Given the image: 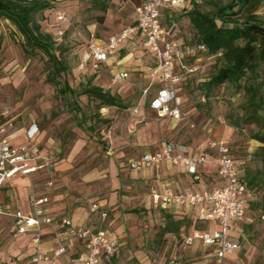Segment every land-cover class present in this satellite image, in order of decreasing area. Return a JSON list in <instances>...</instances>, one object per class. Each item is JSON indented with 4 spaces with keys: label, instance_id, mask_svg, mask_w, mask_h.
Masks as SVG:
<instances>
[{
    "label": "rangeland",
    "instance_id": "374dc122",
    "mask_svg": "<svg viewBox=\"0 0 264 264\" xmlns=\"http://www.w3.org/2000/svg\"><path fill=\"white\" fill-rule=\"evenodd\" d=\"M50 1L53 7L38 19L43 31L53 36L57 53L69 68L58 80L80 91L94 75L91 85L119 96L124 107L99 110V101L87 95H60L59 87L47 81V57L39 51L27 56L23 37L11 22L3 20L0 25V123L12 122L16 129L40 124L43 129L40 149L51 158L52 164L39 175L29 177L24 188L16 184L1 189L0 204L23 201L26 191L28 194L31 188H43L56 173L54 185L59 186L54 195L77 193L85 183L83 178L94 177L85 184L88 207L89 200L113 191V168L126 169L128 159L147 149L154 151L166 143H175L202 150L209 148V142L219 140L226 143L230 154L242 164L246 179L255 180L256 199L239 223L245 248L241 258L243 264H264V149L262 143L253 139L254 135L264 136V107L256 110L250 105V95L230 83L208 92L204 84L217 72L219 63L216 56L195 51L200 60L196 64L187 62L191 63L189 68L196 70L185 75L179 92L182 120L160 118L149 103L161 84L150 73L154 62L144 47L124 46L119 52L123 61L119 67L107 64L94 68L86 60L94 40L106 41L133 24L134 4L110 0L104 13L100 8L106 0ZM228 1L197 0L196 3L201 12L210 13L217 4ZM258 14L264 20V3ZM59 15L64 16V21H58ZM167 23L168 28L176 31L174 40L196 48V31L188 14H178L173 24ZM122 70L127 77L118 79L116 73ZM262 82L264 74L260 71L255 84ZM241 84L248 85L247 79ZM259 95L264 97L263 85ZM102 119L109 123H103ZM142 187L146 192L144 183ZM100 191L102 195H98ZM145 216L146 254L152 264H168L165 259L168 241L162 236V219L154 214ZM11 225L9 218L0 216V264H31L32 251L26 254L24 241L10 232ZM123 255L113 264H119ZM124 260L122 264H136L135 259ZM183 262L217 264L202 253Z\"/></svg>",
    "mask_w": 264,
    "mask_h": 264
},
{
    "label": "built area",
    "instance_id": "2783aa9c",
    "mask_svg": "<svg viewBox=\"0 0 264 264\" xmlns=\"http://www.w3.org/2000/svg\"><path fill=\"white\" fill-rule=\"evenodd\" d=\"M196 2L197 0H142L135 8L134 23L131 26L106 41L94 40L90 44L87 62H92L94 68H98L99 65L108 62L124 42L132 38L139 39L142 45L152 50L157 58V65L151 75L161 86L150 101V108L156 111L160 118L181 119L182 101L178 96L177 86L182 78L177 71V63L185 73L195 72L196 69L187 67L183 61L190 58L195 51L205 52V47L182 46L174 40L173 31L168 28L164 13H187L192 10ZM58 21H64V16L59 15ZM117 77L124 79L127 74L121 73ZM16 130L12 122L0 123V187L5 186L18 175L30 177L31 174L52 164L51 158L43 155L35 146L12 144ZM38 132V126L34 124L26 133L30 140H34ZM208 147L218 156V178L223 182L221 187L203 192L187 191L180 194L166 192L164 195L153 190L152 194L155 203L162 202L165 206L170 203L191 206L210 205V209L203 207L199 219L206 223H217L219 229L210 232H193L190 235L183 231L177 247L185 249L195 240H201L203 246L217 248L214 254L217 264H228L231 256L238 253L243 246L242 242L231 241L229 237L231 225L243 219L247 207L256 199V194L255 190L246 184L238 169L237 160L230 154L225 142L213 140L209 142ZM208 161L205 156L192 155L186 146L168 143L161 151L131 160L128 167L132 171L140 172L164 162L175 165L182 163L187 167V172L195 180H199L198 167ZM28 200L30 213H26L22 208L11 210L0 204V215L13 217V231L20 235L34 234L36 236L34 242L39 246L43 228L51 225L53 220L50 216V199L47 196H38L36 190L31 188ZM98 209V204L90 205L91 213H95ZM57 239L59 247L53 252L54 258H59L68 252L69 239L84 241V252L72 258L70 264H100L103 257L110 261L118 245L104 230H95L88 226L73 229L72 221L69 219L60 221ZM49 260L50 256L42 254L38 249L32 263L39 264ZM171 264H181L177 251L171 254Z\"/></svg>",
    "mask_w": 264,
    "mask_h": 264
},
{
    "label": "crops",
    "instance_id": "0c3cea01",
    "mask_svg": "<svg viewBox=\"0 0 264 264\" xmlns=\"http://www.w3.org/2000/svg\"><path fill=\"white\" fill-rule=\"evenodd\" d=\"M134 4V17H135V8L140 5L142 0H127ZM165 19L166 21L169 20L170 23H174V18L178 17V14L183 13H171L165 12ZM134 23V22H133ZM172 30V29H171ZM173 31L172 38L176 36L175 29ZM114 36V35H113ZM110 38V37H109ZM177 41V40H176ZM179 44L182 46H187L183 41H178ZM140 44L144 47L141 41L137 38H132L124 42L121 46H119L117 53L109 59L108 62L101 64V66H106L107 64L110 66L119 67L122 65L123 61H120L119 52L123 49L124 46L127 45H136ZM147 53L151 56L154 65L152 69H150V73L154 70L157 65V58L154 52L150 49L144 47ZM205 53V52H204ZM199 54L194 53L190 58L183 61V63L188 67L191 63H197L199 59ZM180 67V68H179ZM177 70L179 75L181 76L182 80L177 86V93L178 96L181 86L183 85L184 78L186 77L184 70L181 69L179 63H177ZM125 70L118 71L116 76L121 73H125ZM184 74H183V72ZM92 77L95 78L93 75ZM118 78V77H117ZM119 79V78H118ZM186 79V78H185ZM157 83V82H156ZM99 87V86H97ZM183 104V103H182ZM181 104V109H182ZM150 106V103H149ZM151 109V108H150ZM152 110V109H151ZM154 111V110H152ZM156 112V111H154ZM157 113V112H156ZM169 120L173 122H179L182 120H174L169 117ZM37 125L39 128V132L37 133L34 140H30L27 136V130L32 125ZM29 127H21L17 128L12 138V144L14 145H32L40 149V138H42V126L38 123H33ZM36 140V142H35ZM168 144V143H166ZM174 145H183L189 148L191 154L194 156H205L209 161L206 164L200 165L198 167L199 171V180H195L188 172L187 167L180 163L178 165L172 164L170 162H164L158 166L153 168L146 169L144 171H132L129 169L128 164L126 169H117L116 167L111 170L112 173V192L109 194L106 193L105 195L101 196L98 199H91L88 201L87 207V182H90L94 179V177L87 176L83 178L85 181L79 188L80 190L77 193H70L65 195L53 194L54 190L58 189L59 185H54L56 183L55 173L53 175V179L48 181L47 184L44 185L43 188L36 189L37 195L47 196L50 199V216L53 218L51 225L45 226L42 230L41 242L39 246L35 244L34 234H25L20 235L13 231L14 227V219L11 216L0 215L7 217L11 220V228L10 232L16 236H19L24 241L26 254L30 251V257L32 260L37 253V250L42 254L49 255V261H42L39 264H70L72 258H76L81 255L85 248H84V241L77 239L72 240L69 239L68 241V252L59 257L54 258L53 252L59 247L57 235L59 233V224L60 221L63 219H69L72 221V228L78 229L81 227L88 226L95 230H104L108 234L109 238L115 242H117V251L112 258V260L108 261L106 258H102L100 264H113L114 260L118 258L121 253H123V257L126 260L135 259L136 264H152L149 257L146 254L145 250V242L146 236L144 233V220L147 218L145 215L151 216L154 214L155 217H159L162 219V236L167 239V246L165 247L166 251V263L171 264V254L177 251L178 257L180 258L181 264H184V259H190L197 254H204L212 258V260L216 263L214 254L217 252V248L215 247H205L201 240H195L194 243L187 247V248H178L177 243L181 239V234L184 233L190 235L193 232H210L219 229V225L217 223H206L200 221L199 216L203 207L210 209V205H179L175 203L167 204L166 206L163 205L162 202L155 203L153 199V190L159 193L160 195H164L166 192H171L173 194H180L185 193L187 191L191 192H203L205 190H213L214 188L221 187L223 182L220 181L218 178V166L217 160L218 156L217 153L209 148H204L202 150L195 148L190 145L185 144H175ZM165 145V144H164ZM164 147V146H163ZM163 147L149 151L148 149L143 153L128 159V163L131 160L138 159L145 154L149 153H156L161 151ZM40 151L43 153L42 149ZM46 153V152H44ZM48 154V153H47ZM238 169L242 173L243 177L245 176L242 171V164L237 161ZM42 173V170H39L31 176L39 175ZM30 176V177H31ZM57 177V176H56ZM96 177V176H95ZM29 177L18 175L17 177L13 178L10 182H8L5 186L0 187V190L7 187V186H14L16 184H20L22 188L27 186ZM143 183L147 187V191H143ZM67 185L69 186L68 182ZM101 189V188H100ZM255 190V189H254ZM31 191V189H30ZM256 191V190H255ZM25 192V199L23 201L18 200L17 202L11 201L10 204H1L9 207L11 210H16L18 208H22L26 213H30V206H29V194ZM98 195H102V191L98 193ZM15 202V203H14ZM96 203L99 205V209L95 213L90 212V205ZM252 204V203H251ZM251 204L247 207L249 210ZM167 216L171 217V221H174L179 224L178 230L176 232H166L164 233V228L166 224L169 223ZM239 222H235L231 225L229 237L231 241L234 242H242V233L241 226ZM146 227V226H145ZM144 247V248H143ZM244 246L242 249L231 256L228 264H233L234 262H242V255L244 253ZM27 257V256H25ZM124 259L119 261V264L125 262ZM30 260V263H32Z\"/></svg>",
    "mask_w": 264,
    "mask_h": 264
},
{
    "label": "trees",
    "instance_id": "16d2710c",
    "mask_svg": "<svg viewBox=\"0 0 264 264\" xmlns=\"http://www.w3.org/2000/svg\"><path fill=\"white\" fill-rule=\"evenodd\" d=\"M109 2L106 0L101 4L100 9L104 13L108 10ZM263 3L264 0H229L217 4L210 13L201 12L195 3L194 8L186 13L196 31L197 45L204 46L205 53L216 56L219 63L217 72L204 87L210 92L225 83L236 85L250 95V105L256 110L264 107V97L259 95L260 85L264 87V82L258 86L255 84L260 71L264 74V20L258 14ZM52 7L50 0H0V25L3 20H7L16 27L25 41L23 50L27 56L39 51L47 57V81L59 87L60 95H87L99 101V110L104 107L123 108L119 96L91 85L94 77L80 91L73 89L66 81L62 83L58 80L69 68L57 53L58 47L53 36L43 31L38 19L39 15ZM244 79H247L248 85L241 84ZM102 122L107 124L109 120L102 119ZM253 139L262 143L264 149V136L254 135ZM244 180L248 186L256 189L254 179L248 181L244 176ZM167 219L169 223L164 233L176 232L179 224L171 221L169 216Z\"/></svg>",
    "mask_w": 264,
    "mask_h": 264
}]
</instances>
